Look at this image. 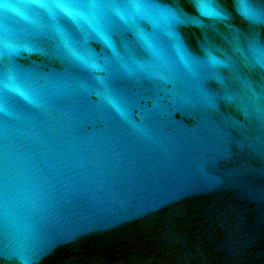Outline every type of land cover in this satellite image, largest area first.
<instances>
[{
	"label": "water",
	"instance_id": "95a60500",
	"mask_svg": "<svg viewBox=\"0 0 264 264\" xmlns=\"http://www.w3.org/2000/svg\"><path fill=\"white\" fill-rule=\"evenodd\" d=\"M6 2L0 264H264V0Z\"/></svg>",
	"mask_w": 264,
	"mask_h": 264
},
{
	"label": "snow or ice",
	"instance_id": "6c2138e0",
	"mask_svg": "<svg viewBox=\"0 0 264 264\" xmlns=\"http://www.w3.org/2000/svg\"><path fill=\"white\" fill-rule=\"evenodd\" d=\"M32 3L36 4L39 7H55L58 9L63 10L66 14L72 16L76 15L77 13L73 12L74 9H91L100 6V0H53L52 4L49 5L45 2V0H32ZM131 7H140L141 5L136 2H132L130 4ZM9 5L6 0H0V8H9ZM250 5L248 4H241V8L244 9L245 15H250L248 12ZM3 45V41L0 40V46ZM66 47H70V45L66 42Z\"/></svg>",
	"mask_w": 264,
	"mask_h": 264
}]
</instances>
